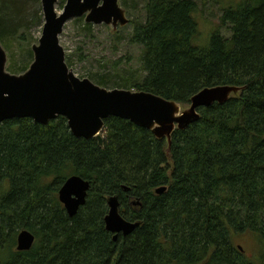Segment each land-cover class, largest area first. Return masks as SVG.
<instances>
[{
    "label": "trees",
    "instance_id": "1",
    "mask_svg": "<svg viewBox=\"0 0 264 264\" xmlns=\"http://www.w3.org/2000/svg\"><path fill=\"white\" fill-rule=\"evenodd\" d=\"M38 1L0 0V44L13 74V45L25 41L29 24L41 23ZM196 6L193 0H145L143 19L128 22L138 71L101 74L97 85L180 105L204 88L239 92L199 108V120L176 129L170 144L113 117L103 122L101 148L94 139L73 137L63 117L45 126L31 119L0 124V264H264V0L224 6L206 47L195 45ZM76 21L92 32L91 24ZM27 52L22 73L33 60L31 48ZM77 175L89 190L70 218L58 191ZM161 187L165 192L157 194ZM111 196L123 218L139 222L115 241L104 226ZM23 230L34 243L17 252ZM240 239L250 253L236 245Z\"/></svg>",
    "mask_w": 264,
    "mask_h": 264
},
{
    "label": "water",
    "instance_id": "2",
    "mask_svg": "<svg viewBox=\"0 0 264 264\" xmlns=\"http://www.w3.org/2000/svg\"><path fill=\"white\" fill-rule=\"evenodd\" d=\"M56 3L57 0H41L42 32L38 43L31 47L33 61L24 74L14 75L5 70L7 55L0 45V124L31 119L45 126L63 117L73 137L95 139L101 147L103 122L113 117L150 131L155 138L166 139L170 144L171 134L176 129H185L199 120V108L223 104L240 90L234 86L204 88L191 97L188 108L181 111L180 104L153 93L124 88L108 90L89 79L77 78L64 62L65 52L59 43L64 24L84 17L87 24L109 25L115 29L126 26L128 20L118 0H66L61 14L55 11ZM88 190L89 183L78 175L69 177L60 186L57 199L70 218L85 204ZM165 190L161 187L156 193L162 194ZM131 205L140 206V202L134 201ZM119 207L117 197L107 199L104 226L113 235V241L139 227V222L123 218ZM33 243V235L23 230L16 237V251H29Z\"/></svg>",
    "mask_w": 264,
    "mask_h": 264
},
{
    "label": "rangeland",
    "instance_id": "3",
    "mask_svg": "<svg viewBox=\"0 0 264 264\" xmlns=\"http://www.w3.org/2000/svg\"><path fill=\"white\" fill-rule=\"evenodd\" d=\"M124 5L118 0L119 5L125 11L128 22L131 20H141L144 14L145 0H123ZM197 4V12L195 20L198 24V45L199 47H206L209 41V34L211 31L219 28V19L222 13V8L238 3L241 0H193ZM38 9L41 10V0L38 1ZM66 4V0H57L55 5V11L61 14ZM40 13V14H41ZM84 21V17L81 18ZM77 19H71L64 24L62 33L60 34L59 43L65 52V62H71V66L68 68L73 74L80 79L86 78L97 85L96 78L103 75L109 77H115L120 75L122 77H128L131 73L138 71L139 62V50L128 43L127 37L131 31V25L129 23L126 26L113 29L112 26L106 25H92V32L87 33L79 25ZM43 15L41 23L38 21L27 26L24 39L25 41L20 44L13 45L12 53L14 56V62L17 68V73L14 75L22 74L21 68L23 64L29 63L27 50L33 45L38 43V38L41 36ZM120 28L124 31L120 32L119 36H116L115 32L120 31ZM119 29V30H117ZM225 29H221V33L225 36ZM20 33H24L20 30ZM1 45V44H0ZM2 46V45H1ZM4 49V48H3ZM7 64L6 70L10 74L7 68L10 67L9 53L6 51ZM33 61V60H32ZM66 62V63H67ZM118 63V65H115ZM95 80L96 83L93 81ZM108 90L118 87H103ZM188 105H180L181 111L186 110ZM236 245L244 247L247 253L252 251V247L249 245L246 239H240Z\"/></svg>",
    "mask_w": 264,
    "mask_h": 264
},
{
    "label": "flooded vegetation",
    "instance_id": "4",
    "mask_svg": "<svg viewBox=\"0 0 264 264\" xmlns=\"http://www.w3.org/2000/svg\"><path fill=\"white\" fill-rule=\"evenodd\" d=\"M7 64V63H6ZM5 70H6V68H5ZM7 71V70H6ZM24 74V73H23ZM4 123V122H3ZM105 133V131H103V133L101 134L102 135V138H103V142H104V134ZM92 140V139H91ZM95 140V139H94ZM98 143V142H97ZM103 146V145H102ZM101 148V147H100Z\"/></svg>",
    "mask_w": 264,
    "mask_h": 264
}]
</instances>
